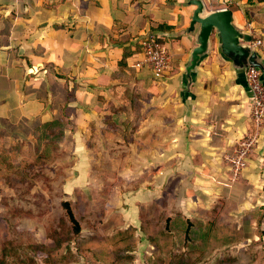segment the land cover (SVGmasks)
<instances>
[{"label":"crops","instance_id":"obj_1","mask_svg":"<svg viewBox=\"0 0 264 264\" xmlns=\"http://www.w3.org/2000/svg\"><path fill=\"white\" fill-rule=\"evenodd\" d=\"M188 2L0 0V137L33 131L65 106L74 110L76 134H88L129 105L127 93L135 91L142 120L134 155L148 163L149 195H177L188 211L220 203L256 224L264 212V125L234 180L223 157L253 131L252 92L245 74L222 56L216 36L186 88L198 33H186L197 8ZM203 2L208 12L230 9L236 28L252 44L263 42L255 50L264 59V0ZM148 34L161 36L173 58L163 80L137 66Z\"/></svg>","mask_w":264,"mask_h":264},{"label":"rangeland","instance_id":"obj_2","mask_svg":"<svg viewBox=\"0 0 264 264\" xmlns=\"http://www.w3.org/2000/svg\"><path fill=\"white\" fill-rule=\"evenodd\" d=\"M55 132L38 130L48 139ZM81 133L67 130L47 151L36 138L0 137V254L16 250L8 264H174L183 252L184 264H264V216L253 224L220 203L188 211L177 195L150 196L148 163L127 148L132 137ZM8 174L19 180L8 182ZM62 201H71L81 237ZM187 220L194 222L189 240Z\"/></svg>","mask_w":264,"mask_h":264},{"label":"trees","instance_id":"obj_3","mask_svg":"<svg viewBox=\"0 0 264 264\" xmlns=\"http://www.w3.org/2000/svg\"><path fill=\"white\" fill-rule=\"evenodd\" d=\"M157 29L162 30V31L164 30L162 28V26H158ZM161 42L164 45H166L165 40H161ZM142 50H143V47H142ZM147 66L151 70V67L149 65H147ZM127 96L129 98V105L123 104L121 107L114 109L112 111L113 114L105 117V119L103 120V122H102V123H104L103 126H98V127L93 128L92 132H100L101 138L104 141H107L108 138L112 137V136L113 137H115V136L119 137L120 136V138L122 140H124L126 136L132 137L133 143L132 144L128 143L129 147H127V145H126V146H124V148L125 147L132 148L131 153L133 152V155H134V152L136 151L134 135L137 133L138 125H139L140 121L142 120V116L139 113V111L137 110V108L139 107L138 98H140V97L135 91H128ZM73 112H74L73 109L65 106L61 110L60 116H53V117H51L50 121L49 120L45 121L39 125L40 127L37 128L39 131L57 130V132L52 134L51 139H48V137H50L51 135H49V136H47L45 134L39 135L37 129L33 130L31 134L26 133V132H21V134L18 135L17 132H12L11 135L10 134H8V135L11 136L12 138L16 137V139L20 138V139H24V140L36 138V145H38L39 147L43 146L44 149H46L45 151H47L51 147L55 146L57 140L63 139V136L65 135V132L67 130L72 132V133L76 132V129H75L76 127L70 119ZM132 117H133V119H131ZM91 140H96V136L91 138ZM86 145L90 146L89 142H86ZM128 152H129V150L127 151V153ZM134 158L137 159V156L134 155ZM10 167L12 168V166H10ZM13 168L18 170L16 172V175H19L20 182H25L26 181V175H25L26 173L22 174L21 167H14L13 166ZM23 177H24V180H23ZM19 178L18 179L14 178L13 174H11V176L8 174V182L14 183V182H16V180H19ZM61 205H62V207L66 213V217L69 221V225H70V229H71L72 234L76 238L81 237L82 230H83L82 224H81L80 220L78 219L75 210L73 209V205H72L71 201H62ZM259 215H261V216H259ZM263 216H264V212L262 214L258 213V215H256L255 219H259L258 221H261L263 219ZM169 223H171V219L168 218V224ZM186 223H187V227H186L185 232H184V237H185V240H189L191 237V232H192V228L194 226L193 225L194 222L187 220ZM8 244H10V243L8 242ZM36 247L41 248L37 245H36ZM36 247L34 248V249H36V251H41V250L37 249ZM11 252H16V250H13V248H11L9 250V248H7V247H5L2 250V252L0 254L1 255L0 256V264H8L7 261L9 260V258L11 257V259H12V257H13V254ZM126 257H127V260H128V258H130L129 256H126ZM177 257L178 258L176 259V262H174L175 261L174 260L173 263L174 264H184V261L187 258V255L185 254V252H183V253L177 255ZM162 258L163 257H161V259ZM123 259H124V257H123ZM116 263H117V260L114 259L112 264H116Z\"/></svg>","mask_w":264,"mask_h":264},{"label":"water","instance_id":"obj_4","mask_svg":"<svg viewBox=\"0 0 264 264\" xmlns=\"http://www.w3.org/2000/svg\"><path fill=\"white\" fill-rule=\"evenodd\" d=\"M189 5L197 8L186 33H197V46L192 50L185 67L186 88L194 83L200 62L211 49V38L218 39L219 50L224 58L229 60L236 70L246 73L250 66L261 71L264 84V59L255 50L246 33L240 31L233 23V13L228 8L207 11L203 0H189Z\"/></svg>","mask_w":264,"mask_h":264},{"label":"built area","instance_id":"obj_5","mask_svg":"<svg viewBox=\"0 0 264 264\" xmlns=\"http://www.w3.org/2000/svg\"><path fill=\"white\" fill-rule=\"evenodd\" d=\"M162 37L148 34L142 42L144 60L138 63V67L149 65L155 80H163L173 69V58ZM263 46L258 40L253 42V47ZM247 84L252 92V114L253 131L246 132L235 144L234 148L224 154V161L234 180H238L248 165L250 155L254 151L264 125V84L261 71L250 66L245 73Z\"/></svg>","mask_w":264,"mask_h":264}]
</instances>
